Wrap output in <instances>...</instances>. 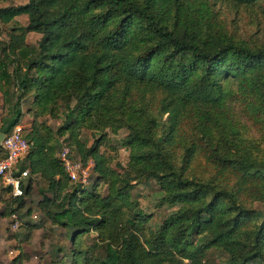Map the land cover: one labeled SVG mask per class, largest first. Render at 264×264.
Wrapping results in <instances>:
<instances>
[{"label":"trees","instance_id":"16d2710c","mask_svg":"<svg viewBox=\"0 0 264 264\" xmlns=\"http://www.w3.org/2000/svg\"><path fill=\"white\" fill-rule=\"evenodd\" d=\"M218 1L0 6V91L10 107L0 132L19 123L27 99L35 118L63 115L56 133L34 119L24 134L29 174L2 212L22 219L23 238L35 227L30 206L20 209L34 182L42 213L69 233L71 264H264V41L229 30ZM226 1L264 16V0ZM83 129L95 135L90 144ZM119 129L122 170L100 150ZM63 135L75 160L92 161L90 186L65 170ZM149 179L159 204L177 205L153 226L131 198Z\"/></svg>","mask_w":264,"mask_h":264},{"label":"rangeland","instance_id":"374dc122","mask_svg":"<svg viewBox=\"0 0 264 264\" xmlns=\"http://www.w3.org/2000/svg\"><path fill=\"white\" fill-rule=\"evenodd\" d=\"M26 1L0 0V6L24 3ZM216 5L220 14L225 18L229 30L235 35H239L245 39L252 38L256 41H264V16L259 8L251 10L250 8L235 6L226 0L218 1ZM15 18L21 24L27 22L26 14L17 15ZM10 24L12 22L2 26V37L6 36ZM39 37L40 33L31 31L27 33L26 40L29 44H36ZM9 109L10 107L5 102L3 94L0 91V125L3 117L9 114ZM22 110L23 114L18 124L22 125L23 134H26L30 129L34 119L44 122L48 129L52 132L55 131V133L63 121L62 114L58 117H51L45 114L35 118L34 109L28 99L22 103ZM124 133L125 129H119L116 133L108 130L105 141L100 145V150L108 158V166L110 168L122 170V167L128 160V150L121 144L120 139ZM64 137V135L56 136V139L63 144L65 143ZM81 137L87 144H90L95 135L89 129H83ZM57 150V154L60 155V149ZM75 152L76 150L70 146V153L74 156L76 155L79 159V155ZM1 153L2 151L0 150V156ZM20 162L17 168L20 167ZM86 165L88 169L85 181L87 184L85 186H90L93 179L90 178L89 183L88 176L89 174H93L92 161L89 159ZM106 186V183H103L102 189H105ZM156 189V183L150 179L137 182L131 188V198L138 200V207L146 213H151L149 222L152 226L157 224L166 213L177 207V205L159 204V196ZM24 196L26 204L20 209L30 206L31 212L29 218L35 223V227L26 239L23 238L22 234L28 229L26 225L21 224L22 219L17 217V213H2L5 212L6 206L10 202L12 204L13 196L10 195L7 187L0 181V264H71L73 259L72 252L70 251L69 233L65 228L53 223L49 217L42 213L37 204L40 193L34 182H32L31 191L27 195L24 194ZM15 220H17V224ZM84 238L87 242L90 241L87 234ZM56 247H61L62 249L59 255L53 252V249ZM60 257L62 258L60 259Z\"/></svg>","mask_w":264,"mask_h":264},{"label":"built area","instance_id":"2783aa9c","mask_svg":"<svg viewBox=\"0 0 264 264\" xmlns=\"http://www.w3.org/2000/svg\"><path fill=\"white\" fill-rule=\"evenodd\" d=\"M1 144L4 148V155L0 157V181L7 187L11 196L21 195L23 194L22 180L29 174V167L17 168V166L28 152L31 141L24 136L22 125L17 123L9 132L4 133ZM58 156L69 176L74 181L79 180L85 183L88 166L71 156L67 144H62ZM15 223L17 224V220Z\"/></svg>","mask_w":264,"mask_h":264},{"label":"crops","instance_id":"0c3cea01","mask_svg":"<svg viewBox=\"0 0 264 264\" xmlns=\"http://www.w3.org/2000/svg\"><path fill=\"white\" fill-rule=\"evenodd\" d=\"M3 135H4V133H1V132H0V143H2ZM0 157H1V156H0Z\"/></svg>","mask_w":264,"mask_h":264}]
</instances>
